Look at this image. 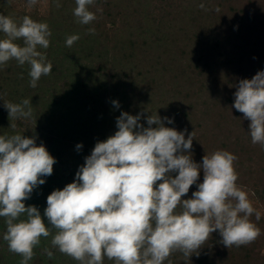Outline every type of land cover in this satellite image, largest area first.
<instances>
[{
  "label": "trees",
  "instance_id": "obj_1",
  "mask_svg": "<svg viewBox=\"0 0 264 264\" xmlns=\"http://www.w3.org/2000/svg\"><path fill=\"white\" fill-rule=\"evenodd\" d=\"M59 2L61 7L57 8L55 0H49L47 11L34 8L16 12L10 8L13 0H0V14L17 21L27 15L34 21L46 22L52 32L49 48L41 50L46 51L52 71L41 77L36 88L29 86V65L21 67L11 60L0 69V135H36L37 145L43 143L57 161L52 175L44 177L45 183L33 190L25 206H36L47 225L43 217L47 196L73 182L95 144L118 130L116 121L121 111L111 107V100L102 98L110 82L118 87L114 99L123 101L131 90L150 101L151 110L139 121L144 127H148L147 117L152 114L163 119V106L177 109L176 114L183 116L180 126L175 128L171 123L166 127L187 130L185 139L194 132V162L202 163L206 154L216 150H227L238 157L234 162L237 184L248 193L255 209L264 207V147L252 143L248 134L250 121L233 107L239 81L264 71V0H99L92 10L97 19L88 25L77 23L74 15L68 14L67 1ZM201 2L209 10L200 9ZM217 6L220 12L211 10ZM236 9H242L244 16ZM245 18L248 20L244 22ZM235 26L240 30L232 35ZM93 27L95 34H88L87 29ZM112 27L121 39L123 61L137 67L135 71L121 68L107 73L103 67L94 70L87 66L95 58L103 64L100 57ZM127 28L131 32L128 35ZM73 34H79L80 39L71 48L66 47V37ZM100 38H105L101 44L97 41ZM132 76L136 81L131 80ZM23 99H31L33 117L12 120L4 102L19 103ZM73 114V119L80 120L75 131L80 133L77 140L82 144L81 151L76 149L74 130L70 129ZM13 123L15 129L10 127ZM243 134H248L250 149L239 148L245 140ZM259 153L260 170L253 176L247 163L255 162ZM202 182L201 170L197 183ZM196 190V184L192 185L182 199L191 198ZM250 219L261 230L253 243L228 249L217 230L199 255L187 259L175 252L164 264H264L260 255L264 248V217L257 221L253 215ZM5 231L4 218L0 217V264H20L22 257L10 252L3 240ZM50 240L51 237L41 240L29 264H79L52 248ZM45 247L53 251L52 259L44 253ZM103 264L115 262L105 257Z\"/></svg>",
  "mask_w": 264,
  "mask_h": 264
},
{
  "label": "clouds",
  "instance_id": "obj_2",
  "mask_svg": "<svg viewBox=\"0 0 264 264\" xmlns=\"http://www.w3.org/2000/svg\"><path fill=\"white\" fill-rule=\"evenodd\" d=\"M27 3L32 7L38 0ZM95 3L75 0L77 23L88 25L97 19L90 11ZM55 5L61 7L59 0ZM198 7L209 10L204 2ZM211 10L220 12L218 6ZM95 31L94 27L87 29L91 35ZM0 33L4 35L0 69L11 60L21 67L29 65V86L36 88L53 67L46 51H41L50 46L49 25L27 15L17 21L0 14ZM79 39V34L69 35L65 46L71 48ZM234 97L233 107L250 121L252 143L264 147V71L240 80ZM113 104L119 107L117 101ZM4 107L12 120L33 117L31 99L4 102ZM142 115L122 112L116 121L118 130L95 144L75 180L47 196L43 213L47 225L39 209L26 207L24 201L45 183L44 177L52 175L56 159L43 143L37 145L36 135H0L3 240L10 252L22 257L20 264H29L34 249L49 237L52 248L79 264H103L105 257L115 264H164L175 252L187 259L199 255L217 230L228 249L251 244L260 236L261 230L250 218L255 215L258 221L261 213L237 184L234 162L238 157L216 150L196 163L191 155L194 132L185 139L187 130L166 127L157 114L148 116V127H144L139 123ZM164 120L173 123L167 117ZM81 148L82 144L76 145L78 151ZM201 170L203 182L197 183ZM194 184L198 190L182 199ZM44 253L49 259L54 257L48 247Z\"/></svg>",
  "mask_w": 264,
  "mask_h": 264
},
{
  "label": "rangeland",
  "instance_id": "obj_3",
  "mask_svg": "<svg viewBox=\"0 0 264 264\" xmlns=\"http://www.w3.org/2000/svg\"><path fill=\"white\" fill-rule=\"evenodd\" d=\"M61 1H67L68 2V4H69L68 14L70 12L73 14V9L76 7L75 0H73L74 1L73 3L70 2L72 0H61ZM97 1H99V0H96V3H97ZM96 3H95V5L90 6V11H92L96 7ZM49 7H50L49 0H38V3L32 7L28 6L27 0H13L12 6H10V8L14 9L16 12L21 11V10L30 11V9L32 10L34 8H39V9H42L43 11H47L49 9ZM236 10H237L236 12H238V14L244 16V14L241 13L242 9H236ZM227 19L229 22H231V20L233 19V16L231 15ZM247 20H248V18L247 19L245 18L244 22ZM238 21H237V23H238ZM227 28H229V27H227ZM238 29L240 30L239 27L235 26L232 29V32H231L232 35H233V33L238 32ZM130 33H131L130 29L127 28L126 29V35H128ZM97 38H99V37L97 36ZM120 40L121 39L118 37L117 32L115 31V28L112 27L108 42L105 41V38H100L97 40L99 44H101L100 42L105 41V44L103 47V53H102V56L100 57V58H102L101 61L103 64H100L99 62H97L99 60V58H95L90 63H88L87 66L90 69H94V70H99V68L103 67L102 69L104 71H106L107 73H110V71H111L110 69L119 70L121 68L125 69L126 71H131V69H132V71H135L137 69V67L130 66V65L128 66L122 59V52H121L122 45L120 44ZM92 43L96 44L97 42L92 40ZM115 58H118L117 63H115V61H114ZM135 78L136 77L132 76L131 80L134 82V81H136ZM108 87H109L108 92H105V95H103L102 98L104 100L107 98H108V100H111L112 101L111 107L112 106L116 107L113 104V101H117L119 103V107H116V108H119L121 113L127 112L130 115H132V114L138 115V114L143 113V115L141 117H145V116H147L146 112L151 110L152 106L150 105V101L146 97L141 96V93H137V92L132 93L131 90H129V92L127 93L128 95L126 97V98H128V100H126V98H125L123 101H119L118 99H114V97H113L114 94L118 93V87L116 88L115 85L110 83V82H108ZM123 95H126V94H123ZM145 106H146V110H143L145 108ZM176 111H177V109H175L173 107H170L169 109H167L163 106V110H162L163 114H161L160 116H162V118H163L162 121L164 122L165 126L167 124H169V123H167V121L164 120L165 117H167L173 121L175 128L180 126L179 123H181L183 121V119H182L183 116L181 114L177 115ZM121 113L117 116H120ZM71 117H72V119H71L72 122L70 123V126H71L70 129L74 130V132L72 133V136L74 137V135H75L76 142L74 140H73V142H75L74 144L76 145L79 142L77 140V138L79 137L80 133H79V135H77L75 130L79 129L77 124L80 122V120L79 119H73L75 117V114H73ZM187 135H189V134H187ZM243 137L245 140L243 141L241 146H239V148L240 149H250L251 143L248 139V134H243ZM79 144H80V142H79ZM256 157L257 158H256L255 162L248 161V163H247V167L249 168V172H251L253 176L256 175V172H258L260 170V168L258 167V159L260 158V153ZM257 211H259L261 213V217H264V207L263 206H261L260 209H257ZM260 255H262V257H264V248L261 249Z\"/></svg>",
  "mask_w": 264,
  "mask_h": 264
}]
</instances>
